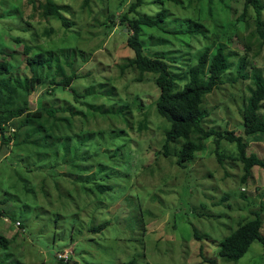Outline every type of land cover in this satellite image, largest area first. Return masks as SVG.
Masks as SVG:
<instances>
[{
  "label": "rangeland",
  "instance_id": "374dc122",
  "mask_svg": "<svg viewBox=\"0 0 264 264\" xmlns=\"http://www.w3.org/2000/svg\"><path fill=\"white\" fill-rule=\"evenodd\" d=\"M52 1L71 27L45 16L48 0H0V62L22 78L42 77L31 108L52 106L63 122L34 137L31 148L0 151V209L10 219L0 218V235L10 241L9 260L62 264L59 255L70 251V264H264L258 241L240 260L220 255L222 241L253 213H261L264 232V168L244 182L243 164L226 157L220 164L211 141L186 168L176 154H160L169 123L156 107L159 90L153 75L139 82L135 68H124L135 54L127 44L132 32L120 22L168 9L165 29L173 34L142 27L150 55L226 47L235 65L205 99V124L241 133L253 75L264 74L255 9L244 19L245 0H144L134 15L137 0ZM159 38L168 44L154 43ZM42 52L52 53L51 65L31 67ZM186 62L170 61L179 83ZM246 141L249 154L264 160V134ZM222 148L237 151L228 142Z\"/></svg>",
  "mask_w": 264,
  "mask_h": 264
},
{
  "label": "trees",
  "instance_id": "16d2710c",
  "mask_svg": "<svg viewBox=\"0 0 264 264\" xmlns=\"http://www.w3.org/2000/svg\"><path fill=\"white\" fill-rule=\"evenodd\" d=\"M89 1L85 0V3L87 4ZM143 2L144 0H137L132 3L129 8L130 12L134 15L137 14L138 8ZM250 7L256 11L255 36L263 50L264 21L262 13L264 2L262 0H245L241 17L244 19L247 17ZM44 14L45 16H56L66 27H71L69 20L65 19L58 5L52 0H48ZM168 14V9L162 8L154 16L145 15L139 18H130L129 15H124L120 20L123 32L128 28L129 32H132L129 36L127 35V44L135 54V58L124 68L129 66L135 68L138 73L136 80L139 82L147 80V75H153V83L159 90L156 107L159 114L169 123L160 154L165 157L176 154L177 165L186 168L196 159L198 153L205 151L206 143L211 141L220 164H223L225 157L243 164V181L246 182L254 167L264 168L263 159L256 153L249 154V144L246 141L249 136L264 134V74L261 73V69H258L253 75L254 87L251 89L250 98L245 103L242 113L243 131L238 133L234 130L210 128L205 124L208 117V113L203 107L205 99L224 84L223 77L232 70L235 63L231 59L232 55L227 53L224 46L218 47L214 54H211L208 48L196 54L189 52L180 56H172L174 53L171 51H165L158 55H156L157 53L152 55L147 53L146 45L142 40V27L147 26L173 34L172 31L169 32L165 29ZM109 22L115 23L111 19ZM154 43L161 46L162 44L167 45L168 41L159 38ZM51 59V52H42L28 60V63L31 67L51 65ZM184 59H187L184 68L186 78L182 83H179L176 75L170 70V61L173 64H178ZM247 59L248 54L245 53L242 61L238 63L239 74L242 78L248 77L243 75ZM254 69H256L255 66ZM42 82L44 79L36 74L22 78L19 74L12 72L8 63L0 62V151L6 146L11 148L12 144L19 149L24 146L31 148V144H37L34 137L46 134L47 127L53 126L59 131V127L63 126V122L61 119H57L56 110L52 106L50 108L43 106L37 110L31 108L37 85ZM52 82L54 81L52 80ZM65 82L69 86L72 78L66 79ZM54 85L55 83H53ZM135 101L138 100L135 99ZM207 122L211 125L210 121ZM224 142L236 146L237 151L234 155L229 156L223 150ZM65 144L64 142L58 143V148H62L61 145L65 147ZM98 188L103 191L107 189L106 186H98ZM4 214L7 212L1 211L0 218ZM253 216L241 222L238 228L222 241L220 244L222 257L240 260L247 254L254 242L258 241L264 245L262 215L255 212ZM14 220L17 221V218ZM20 227L24 228V223H21ZM195 236L198 237L197 233ZM9 246L10 241L0 235V263L18 264L9 260ZM60 262L70 264V260L66 262L63 259ZM211 263L216 264V261H211ZM127 264L135 263L131 261Z\"/></svg>",
  "mask_w": 264,
  "mask_h": 264
},
{
  "label": "built area",
  "instance_id": "2783aa9c",
  "mask_svg": "<svg viewBox=\"0 0 264 264\" xmlns=\"http://www.w3.org/2000/svg\"><path fill=\"white\" fill-rule=\"evenodd\" d=\"M0 212H1V209H0ZM3 218H4L5 222H9V221H10V219H9L8 217H6V218L3 217ZM16 226H17V227H20V221H19V222L17 221ZM65 253H66V252H65ZM59 258L64 259V260L67 261L68 258H69V252H68L67 255L65 256V258H64V256H63V254H60V255H59Z\"/></svg>",
  "mask_w": 264,
  "mask_h": 264
},
{
  "label": "clouds",
  "instance_id": "9594fccd",
  "mask_svg": "<svg viewBox=\"0 0 264 264\" xmlns=\"http://www.w3.org/2000/svg\"><path fill=\"white\" fill-rule=\"evenodd\" d=\"M1 211H2V210H1ZM5 216H6V215H5ZM5 216L3 215V217H5ZM3 217H1V218H3ZM17 221H18V220H17ZM17 221H15V223H16ZM20 226H21V222H20ZM18 228H19V227H18ZM19 229H20V228H19ZM262 231H263V230H262ZM263 233H264V232H263ZM66 251H67V250H65V251H64V252H62V253H65ZM68 252H69V258H68V260H67V261L71 260L70 251H68ZM58 255H59V254H58ZM58 259H59V260H63V259H61V258H59V257H58ZM64 261H66V260H64ZM67 261H66V262H67Z\"/></svg>",
  "mask_w": 264,
  "mask_h": 264
},
{
  "label": "water",
  "instance_id": "95a60500",
  "mask_svg": "<svg viewBox=\"0 0 264 264\" xmlns=\"http://www.w3.org/2000/svg\"><path fill=\"white\" fill-rule=\"evenodd\" d=\"M0 138H1V134H0Z\"/></svg>",
  "mask_w": 264,
  "mask_h": 264
}]
</instances>
